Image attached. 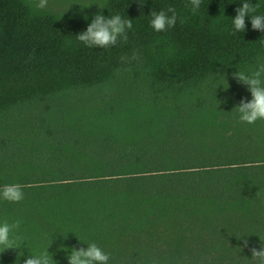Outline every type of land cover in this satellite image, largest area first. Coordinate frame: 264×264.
<instances>
[{"label": "trees", "instance_id": "1", "mask_svg": "<svg viewBox=\"0 0 264 264\" xmlns=\"http://www.w3.org/2000/svg\"><path fill=\"white\" fill-rule=\"evenodd\" d=\"M242 2L202 0L193 15L189 0H107L97 13L133 27L101 49L76 36L97 13L0 0V188L24 192L0 199V223L21 221L0 264L47 248L68 264L92 242L109 264H252L264 241V121H239L234 107L252 97L233 73L264 63V32L245 17L235 33ZM249 2L264 15V0ZM169 6L176 25L154 31L151 12Z\"/></svg>", "mask_w": 264, "mask_h": 264}, {"label": "clouds", "instance_id": "2", "mask_svg": "<svg viewBox=\"0 0 264 264\" xmlns=\"http://www.w3.org/2000/svg\"><path fill=\"white\" fill-rule=\"evenodd\" d=\"M202 0H189L185 7H190L195 15L201 5ZM141 3V2H140ZM48 5V0H38L35 7L44 9ZM143 5V3H141ZM100 7V6H99ZM259 5L252 4L249 0H243L242 6L235 9L236 15L232 18L235 33H243L246 30L245 17L251 20L253 30L264 32V15H258ZM103 9L102 7H100ZM171 13V15H168ZM152 20L150 27L154 31H167L176 25L178 15L175 7L169 6L167 10L151 12ZM180 23L186 22L187 18H179ZM132 19H124L119 14L104 16L102 13L94 15L86 31L77 34V39L88 48L108 49L115 46L118 42L127 43L128 30L132 29ZM234 33V34H235ZM139 59L138 54L133 53L131 57L122 56L121 60ZM233 77L241 84L247 87L251 93V100L242 99L234 107L238 113V119L241 123L255 124L257 121H264V63H258L255 70L250 73L236 71ZM0 199L11 203H19L24 199V192L20 184H8L0 188ZM21 226V221L17 220L9 224L7 220L0 223V248L3 251L7 249L18 248L15 246L18 237L14 236L15 230ZM262 241V240H261ZM247 240L244 246H247ZM87 248L79 250L73 248L68 255V264H109L110 256L105 253L96 243H87ZM48 249V248H47ZM44 250L39 255H31L24 260V264H56L48 250ZM240 249V248H239ZM2 251V252H3ZM252 251V264H264V241L261 249L255 248ZM22 255V254H21Z\"/></svg>", "mask_w": 264, "mask_h": 264}, {"label": "rangeland", "instance_id": "3", "mask_svg": "<svg viewBox=\"0 0 264 264\" xmlns=\"http://www.w3.org/2000/svg\"><path fill=\"white\" fill-rule=\"evenodd\" d=\"M30 5L38 11H51L57 14L61 15H74L78 17H91L95 13L99 12L101 10L100 7H103L104 3L107 0H48V5L44 9H39L35 7V4L38 2V0H27ZM100 6V7H99ZM246 87V86H245ZM101 96L93 98V96H90L87 101L92 103H95L96 105L101 103L99 100L101 99ZM118 99V97H114ZM61 104V105H60ZM77 104H80L78 102ZM76 104V105H77ZM63 105V106H62ZM67 104L65 103H58L56 106L59 109H66L65 107ZM93 105V106H96ZM76 109H81L79 106L75 107Z\"/></svg>", "mask_w": 264, "mask_h": 264}]
</instances>
